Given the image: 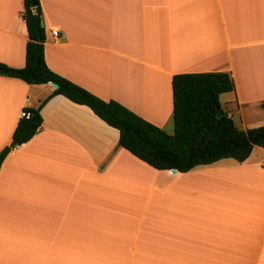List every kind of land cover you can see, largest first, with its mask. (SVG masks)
Returning <instances> with one entry per match:
<instances>
[{"label":"crops","instance_id":"0c3cea01","mask_svg":"<svg viewBox=\"0 0 264 264\" xmlns=\"http://www.w3.org/2000/svg\"><path fill=\"white\" fill-rule=\"evenodd\" d=\"M38 3L47 66L93 95L165 130L172 75L227 71L222 110L241 129L264 125V0ZM22 10L0 0V62L12 67L24 65ZM53 89L0 75V149ZM40 115L0 165V264H264V148L158 170L84 104L55 94Z\"/></svg>","mask_w":264,"mask_h":264},{"label":"trees","instance_id":"16d2710c","mask_svg":"<svg viewBox=\"0 0 264 264\" xmlns=\"http://www.w3.org/2000/svg\"><path fill=\"white\" fill-rule=\"evenodd\" d=\"M32 11L30 0H23L21 16L27 40L24 65L12 67L0 62V75L20 79L27 84L56 83L57 88L36 107H24L28 117L20 116L11 141L0 149V165L10 149L28 141L42 124L41 105L55 94L88 106L100 119L119 132L118 145L158 170L189 171L223 158L240 163L253 146L264 148V125L241 129L221 108L219 96L234 90L227 71L177 73L171 77L172 133L147 121L116 100H103L86 89L53 72L44 60L45 29L41 9Z\"/></svg>","mask_w":264,"mask_h":264},{"label":"water","instance_id":"95a60500","mask_svg":"<svg viewBox=\"0 0 264 264\" xmlns=\"http://www.w3.org/2000/svg\"><path fill=\"white\" fill-rule=\"evenodd\" d=\"M30 4H31L32 11L36 13V12L38 11L36 1H35V0H30ZM41 25H42V26L44 25L42 16H41ZM50 83H51V85H52V87H53L54 89L57 88V84H56V83H52V82H50ZM222 113H223L222 108H218V109H217V113H216L217 116H221ZM170 170H171L172 172L175 171V169H170Z\"/></svg>","mask_w":264,"mask_h":264},{"label":"rangeland","instance_id":"374dc122","mask_svg":"<svg viewBox=\"0 0 264 264\" xmlns=\"http://www.w3.org/2000/svg\"><path fill=\"white\" fill-rule=\"evenodd\" d=\"M222 95H227V93H224V94H222ZM222 97H224V96H222ZM233 121H234V123H235L238 127L242 128V127L240 126V123H239V121H238L237 118H234ZM250 121H251V120H249V119H245L243 122H244V124H249ZM170 125H171V126H170ZM170 125H169V126L167 125V126L165 127V130L167 129L169 133H172V131H173V124H170Z\"/></svg>","mask_w":264,"mask_h":264},{"label":"built area","instance_id":"2783aa9c","mask_svg":"<svg viewBox=\"0 0 264 264\" xmlns=\"http://www.w3.org/2000/svg\"><path fill=\"white\" fill-rule=\"evenodd\" d=\"M51 35H52L53 37L57 38V37H58V31H57V29H53V30H51ZM28 115H29V112H27V111H25V110H21V111H20V116L28 117ZM227 116H230V114L227 113Z\"/></svg>","mask_w":264,"mask_h":264}]
</instances>
